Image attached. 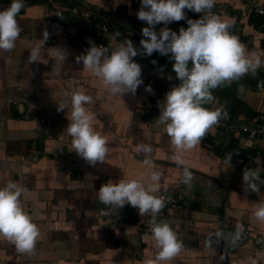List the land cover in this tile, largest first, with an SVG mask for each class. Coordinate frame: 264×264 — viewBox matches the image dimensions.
<instances>
[{"label": "crops", "instance_id": "crops-1", "mask_svg": "<svg viewBox=\"0 0 264 264\" xmlns=\"http://www.w3.org/2000/svg\"><path fill=\"white\" fill-rule=\"evenodd\" d=\"M260 2L264 4V0ZM10 3L0 0V10ZM24 3L17 16L22 32L15 48L0 50V187L11 181L24 189L22 207L40 234L34 249L24 253L0 236V264H145L157 252L152 233L140 231L124 218L115 224L106 222L99 216L102 203L98 190L109 180L137 179L147 185L153 172L162 174L154 195L182 194V206L164 207L159 221L172 227L184 247L161 264H264V221L255 215L264 205V190L246 193L243 169L234 168L223 158L226 148L235 153L244 150L252 155V168L264 174V150L244 147L225 128L212 132L222 144L219 147L209 149L199 143L189 150L177 149L171 144L166 125L156 122L166 93L179 83L173 71L161 66L165 83L160 89L145 91L150 82L142 72L144 83L134 95H113L101 78L84 68L82 61L77 62L76 57L84 53L64 35L63 28L50 24L64 20L68 26L80 21L71 11L61 9L62 5L76 6L80 17L90 15L93 21L101 20L99 13H104L112 17L111 33H100L97 38L109 42L112 50L128 39L140 49V32L147 26L137 18L141 0ZM185 12L187 19L201 15L192 17L187 9ZM212 13L228 21L230 32L239 37L248 53H264L261 17L250 10L247 0H215ZM187 19L167 26L178 33L181 27H188ZM164 26L161 23L156 30ZM45 30L48 40L43 38ZM90 31L95 28L91 26ZM36 47L40 49L39 62L30 63V51ZM257 71H264V63ZM241 84L244 88L239 98ZM241 84L236 90L241 100L235 107L240 108L237 113L229 112L232 104L216 91H212L213 102L205 107L220 109V121L225 122H249L264 115V84L255 87L256 80L251 78ZM75 92L92 97L85 108L94 117V130L107 138L105 159L94 166L75 152L71 137L65 136ZM59 104L66 106L64 111H58ZM41 119L51 122L48 137L40 132ZM141 144L153 148L149 165L143 163L144 154L136 151ZM58 148L64 155L57 154ZM186 168L192 173L190 183H185ZM129 206L119 209L128 213ZM241 229L260 234L263 247L246 244L234 248L223 242L226 234L241 236Z\"/></svg>", "mask_w": 264, "mask_h": 264}, {"label": "clouds", "instance_id": "clouds-1", "mask_svg": "<svg viewBox=\"0 0 264 264\" xmlns=\"http://www.w3.org/2000/svg\"><path fill=\"white\" fill-rule=\"evenodd\" d=\"M214 5L215 0H141L137 18L146 22L147 26L142 29L140 49L128 39L109 54L105 46L90 41L91 46L86 54L76 57L78 63L82 61L84 68L102 79L113 95L123 96L127 93L134 95L144 83L142 67L134 59L137 55L151 56L158 52L162 56H170L172 71L179 83L166 93L164 101L159 105L160 114L156 122L158 125H166L171 144L177 149L194 148L221 119L220 109L205 107L214 100L213 89L249 72L255 73L264 63L261 60L264 53H248L239 37L230 32L228 21L212 13ZM24 7V0H11L7 8L0 10V50L9 52L15 48L22 32L17 16ZM185 9L201 14L200 18L187 19ZM185 19L188 27H181L178 33L167 26ZM161 23L165 26L157 31L156 26ZM43 38L48 40L47 30ZM39 53V47L32 49L29 62H39ZM145 91L151 92V85L146 86ZM91 101L92 97L84 92L72 94V112L68 117L70 123L65 136L71 137L70 143L75 152L94 166L104 161L109 149L107 138L92 127L94 117L85 108ZM65 107L59 104L58 111H64ZM136 151L144 154L145 165L152 163L151 145H138ZM261 171L259 168L243 169V190L246 193L257 192L258 184H264ZM161 175L160 172H153L151 183L147 185L137 179H121L118 182L109 180L98 190V200L104 205L117 208L131 205L138 209L140 216L152 213L150 231L157 252L145 264L170 261L184 247L166 221L156 220V216L165 207L163 199L154 195L159 188ZM184 178L185 183L192 180V173L187 168L184 170ZM23 191V188L11 181L0 187V236L14 244L20 253L32 251L40 234L37 224L22 207ZM255 215L264 221V205L257 208Z\"/></svg>", "mask_w": 264, "mask_h": 264}, {"label": "built area", "instance_id": "built-area-1", "mask_svg": "<svg viewBox=\"0 0 264 264\" xmlns=\"http://www.w3.org/2000/svg\"><path fill=\"white\" fill-rule=\"evenodd\" d=\"M251 11L258 14L261 17V28L264 30V4L260 0H247ZM61 9H67L74 13L80 21L78 23H72L65 26L59 21H50V24L63 28L64 35L84 54L89 49L90 41H94L96 45L105 46L109 52H111V45L109 42L99 40L97 37L100 33H111L110 21L111 18H102L99 21H93L90 15L80 17L78 15V8L76 6L68 7L62 5ZM189 14L194 17L200 14L188 10ZM93 26L95 31H90V27ZM137 63L142 67V72L148 78L150 85L154 89H160L165 83L164 70L159 65V61L155 57H145L144 55H137L135 57ZM156 61L153 64V61ZM42 124L41 134L42 137H48L51 132V122L48 119H41ZM218 128H225L230 132L231 137L238 138L244 147H257L264 150V115L251 118L249 122H225L220 121L213 125L201 139L202 146L213 149L221 146V142L212 136V132ZM57 154L64 155L61 148L57 149ZM223 158L228 160L234 168L244 169L248 167L250 169L253 165V158L251 153H235L231 149H227L223 153ZM262 178L264 174L261 173ZM258 189L264 190V184H258ZM157 197L163 199L165 207L178 208L182 206V194H167L161 193ZM164 208L156 216L157 222L163 215ZM99 216L104 217V220L108 223L115 224L120 218H124L125 221L133 223L140 231L151 232V220L152 213H146L140 216L137 208L133 207L132 215L129 216L127 212H122L115 206L102 205L99 208ZM242 235H224L223 242L234 248L249 244L255 248L263 247V239L260 234H253L251 231L241 229Z\"/></svg>", "mask_w": 264, "mask_h": 264}, {"label": "trees", "instance_id": "trees-1", "mask_svg": "<svg viewBox=\"0 0 264 264\" xmlns=\"http://www.w3.org/2000/svg\"><path fill=\"white\" fill-rule=\"evenodd\" d=\"M24 1H27V0H24ZM127 20L131 22V20L128 17H127ZM62 22L64 24V20H61V23ZM140 33L142 35V32ZM140 40H138V42H140ZM148 57L157 58L159 61V65L162 66L165 71H172V61L170 60V58L166 59L165 56L160 55L158 52H154L151 56H148ZM250 78L256 80L257 84H255V87H258L259 85L264 84V71H257L251 77H248V76L240 77L239 79L232 80L227 86L223 84L212 90V91L218 92L221 98H225L226 100H228L229 105L232 104V108L229 110L231 114H235L240 110V108H238V110L236 108L237 111L235 110V107H238L241 102V100L236 96V90H237L238 85L241 83H244V81H247Z\"/></svg>", "mask_w": 264, "mask_h": 264}, {"label": "water", "instance_id": "water-1", "mask_svg": "<svg viewBox=\"0 0 264 264\" xmlns=\"http://www.w3.org/2000/svg\"><path fill=\"white\" fill-rule=\"evenodd\" d=\"M92 11L99 13L98 11H96V10H94V9H93ZM99 14H100L103 18H111V19H112V17L109 16V15H107V14H104V13H99ZM243 88H244V84H241V85L239 86V94H238V97H239V98H242V91H243ZM14 114L16 115V114H17V111H15ZM242 152L244 153L245 151L243 150ZM132 212H133V207H132V206H129V209H128V214H129V216L132 215Z\"/></svg>", "mask_w": 264, "mask_h": 264}]
</instances>
